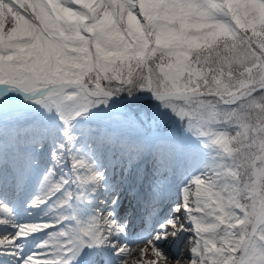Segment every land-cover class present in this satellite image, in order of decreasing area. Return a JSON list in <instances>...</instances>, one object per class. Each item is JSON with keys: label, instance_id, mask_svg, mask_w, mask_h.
<instances>
[{"label": "snow or ice", "instance_id": "6c2138e0", "mask_svg": "<svg viewBox=\"0 0 264 264\" xmlns=\"http://www.w3.org/2000/svg\"><path fill=\"white\" fill-rule=\"evenodd\" d=\"M177 243L264 264V0H0V264Z\"/></svg>", "mask_w": 264, "mask_h": 264}, {"label": "bare ground", "instance_id": "6f19581e", "mask_svg": "<svg viewBox=\"0 0 264 264\" xmlns=\"http://www.w3.org/2000/svg\"><path fill=\"white\" fill-rule=\"evenodd\" d=\"M22 14L23 13V9L21 10ZM7 26V25H6ZM186 243V242H185ZM174 245H172L168 251L170 253V255L172 256H175L177 255L178 253H181V256H180V264H188L187 262V259H186V256H187V247H185V244H182V243H178L176 245V250L175 248L173 249ZM144 245L141 244L139 245L138 247H136L134 250H133V254L129 260V264H139V260H140V256H139V253H140V249L143 248ZM174 264V262H173Z\"/></svg>", "mask_w": 264, "mask_h": 264}]
</instances>
